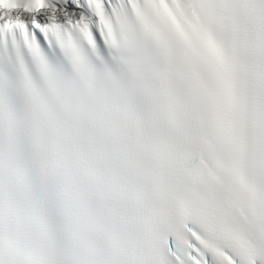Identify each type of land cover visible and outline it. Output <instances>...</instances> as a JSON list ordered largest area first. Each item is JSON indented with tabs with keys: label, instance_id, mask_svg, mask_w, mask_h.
Returning <instances> with one entry per match:
<instances>
[{
	"label": "snow or ice",
	"instance_id": "6c2138e0",
	"mask_svg": "<svg viewBox=\"0 0 264 264\" xmlns=\"http://www.w3.org/2000/svg\"><path fill=\"white\" fill-rule=\"evenodd\" d=\"M0 264H264V0H0Z\"/></svg>",
	"mask_w": 264,
	"mask_h": 264
}]
</instances>
